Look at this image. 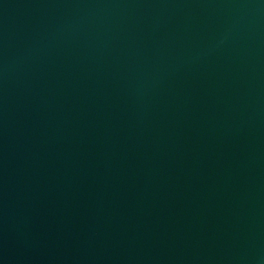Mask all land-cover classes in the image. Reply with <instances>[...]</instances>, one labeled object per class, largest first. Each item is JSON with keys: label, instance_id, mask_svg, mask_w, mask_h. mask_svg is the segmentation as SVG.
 <instances>
[{"label": "water", "instance_id": "water-1", "mask_svg": "<svg viewBox=\"0 0 264 264\" xmlns=\"http://www.w3.org/2000/svg\"><path fill=\"white\" fill-rule=\"evenodd\" d=\"M0 264H264V0H0Z\"/></svg>", "mask_w": 264, "mask_h": 264}]
</instances>
